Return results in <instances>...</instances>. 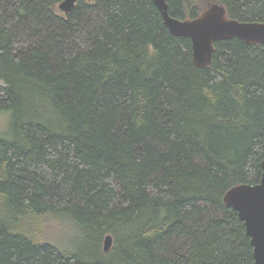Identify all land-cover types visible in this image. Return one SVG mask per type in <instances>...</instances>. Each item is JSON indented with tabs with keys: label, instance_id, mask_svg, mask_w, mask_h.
Segmentation results:
<instances>
[{
	"label": "trees",
	"instance_id": "1",
	"mask_svg": "<svg viewBox=\"0 0 264 264\" xmlns=\"http://www.w3.org/2000/svg\"><path fill=\"white\" fill-rule=\"evenodd\" d=\"M61 1L0 0V264H255L224 195L262 178L264 43L219 40L199 67L153 0ZM210 1L264 21V0L167 3Z\"/></svg>",
	"mask_w": 264,
	"mask_h": 264
},
{
	"label": "water",
	"instance_id": "2",
	"mask_svg": "<svg viewBox=\"0 0 264 264\" xmlns=\"http://www.w3.org/2000/svg\"><path fill=\"white\" fill-rule=\"evenodd\" d=\"M77 1L63 0L59 8L69 13L74 10ZM153 1L173 34L191 39L193 61L199 67L212 63L215 43L219 40L238 37L250 44L264 43V21L230 17L221 3L210 1L197 17L182 19L170 14L167 0ZM262 168L260 182L235 184L224 195V201L237 210L244 221L254 247L255 264H264V160ZM112 244V234L106 235L104 250L109 251Z\"/></svg>",
	"mask_w": 264,
	"mask_h": 264
},
{
	"label": "rangeland",
	"instance_id": "3",
	"mask_svg": "<svg viewBox=\"0 0 264 264\" xmlns=\"http://www.w3.org/2000/svg\"><path fill=\"white\" fill-rule=\"evenodd\" d=\"M201 4L205 7L206 0H201ZM12 112L7 110H0V137L5 136L10 128ZM48 237L50 240L64 246L69 242L78 240L79 232L68 222L52 225L48 230Z\"/></svg>",
	"mask_w": 264,
	"mask_h": 264
}]
</instances>
